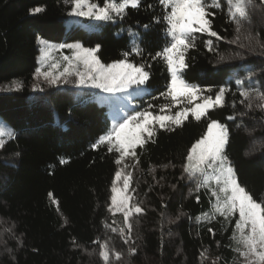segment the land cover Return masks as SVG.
<instances>
[{"label":"trees","instance_id":"trees-1","mask_svg":"<svg viewBox=\"0 0 264 264\" xmlns=\"http://www.w3.org/2000/svg\"><path fill=\"white\" fill-rule=\"evenodd\" d=\"M218 2L209 18L221 39L196 33L183 77L204 96L224 88V106L199 121L189 114L181 126L155 127L136 157L125 158L133 202L144 209L131 218L129 239L126 228L120 234L123 216L108 210L119 153L106 143L93 145L111 130L117 107L160 114L169 105L166 114L174 115L189 106L161 95L171 79L156 56L170 43L165 9L159 0H140L123 16L97 21L69 15L70 0H0V129L14 132L0 147V264H104L105 242L109 264H236L237 215L215 213L214 183L204 186L202 177L183 169L191 145L216 120L229 131L225 152L238 182L264 202V109L258 106L264 103V4L251 0L247 17L233 21L227 0ZM36 7L44 11L30 14ZM38 38L100 45L104 64L131 53L129 61L145 65L150 77L126 98L80 84L75 75L55 84L35 80ZM134 44L142 55L132 51ZM13 81L22 87L12 90Z\"/></svg>","mask_w":264,"mask_h":264},{"label":"snow or ice","instance_id":"snow-or-ice-1","mask_svg":"<svg viewBox=\"0 0 264 264\" xmlns=\"http://www.w3.org/2000/svg\"><path fill=\"white\" fill-rule=\"evenodd\" d=\"M71 11L69 15L78 17H89L97 21L111 20L113 14L123 16L128 8H138L140 0H104L103 5L93 2V0H70ZM165 9L164 20L167 23V35L170 43L162 52L156 54L162 57L170 73V83L166 93L162 96L169 97L173 105L187 102L186 107L176 111L174 115L166 114L169 105L160 108V114H153L151 111L136 112L113 126L104 136L100 137L97 144H108V151L115 150L119 153L116 164L124 163L127 157H136L137 147H143L148 139L155 135V126L160 129H168L170 126H181L189 117V114L197 121L208 115L209 111L223 107L225 100V89L220 88L215 96H204L202 90L187 82L183 77V72L187 68L186 51L194 47L196 33H207L211 37L218 36L212 29V22L209 18L214 13L209 12L210 7H220L218 0H213L211 4L208 0H159ZM264 4V0H260ZM251 0H227L229 17L233 21H240L247 17L248 6ZM44 11L41 7L30 9V14L35 15ZM148 26H145L147 29ZM38 43L45 45L46 42L38 38ZM211 50V42H207ZM60 48L74 50L71 57H63L66 61L63 71L54 74L52 69H58V64H52L49 71L41 72L37 69V74L42 76L50 84H55L61 77L75 75L77 82L84 84L91 82L93 87L100 88L105 92H125L132 86H144L150 77V73L143 64H136L129 61L131 53H124V59L104 64L98 58L100 45L96 47H84L80 43L62 44ZM132 51L136 55H142V50L133 45ZM45 54V58H46ZM156 59V57H153ZM81 68L83 70H81ZM239 85L241 81L237 80ZM22 85L13 81L12 90H18ZM240 96L245 100H250L249 91L242 90ZM264 101V94L259 96ZM264 109V103L258 105ZM151 107V105L149 106ZM251 107V103H249ZM231 119V117H229ZM14 132L10 129H0V147H3L5 136L11 137ZM229 140L227 127L216 120H211L207 125L204 135L193 143L188 150L186 162L183 165L184 172L190 176H201L204 186L215 183L216 188L211 195L215 198L214 212L222 216H229L238 212L239 219L236 222L232 239L242 245L244 250L237 247L235 251L241 257L248 259L254 257L259 264H264V202H257L253 195L238 182L235 170L225 152V146ZM63 162V161H62ZM127 167V165H125ZM122 180V187L119 182ZM132 173L122 174V170H117L115 179L112 181L111 204L109 212L113 215L117 213L123 215L124 228L120 229V234L131 238L132 223L134 215L142 214L144 209L139 203H134V196L131 194ZM207 215V214H206ZM116 231V229H112ZM211 232L212 229H209ZM127 243V239L125 240ZM132 249V254H135ZM117 260L120 253H113ZM99 255L104 264H109L110 253L107 242L100 244ZM248 264H253L251 260Z\"/></svg>","mask_w":264,"mask_h":264},{"label":"rangeland","instance_id":"rangeland-1","mask_svg":"<svg viewBox=\"0 0 264 264\" xmlns=\"http://www.w3.org/2000/svg\"><path fill=\"white\" fill-rule=\"evenodd\" d=\"M70 11H71V9H70ZM42 40H44L46 42V44L45 45H41L40 44V53H39L40 66H39V69H40L41 72H46V71H49L50 66L52 64H58L60 66L58 69H52V71H53L54 74H58L60 71H63V67L66 64V61H64L63 57H65V56L71 57L73 55V51L74 50L69 49L67 47L60 48L59 46L62 45V43L48 42L45 39H42ZM70 44H76V43H70ZM45 54H47L46 55V58H45ZM81 70H83V69L81 68ZM62 78H64V77H61L60 79H62ZM41 79H44V78L42 76H39L37 74V72H36V74H35V80H41ZM86 83L88 85H92L90 81L89 82H86ZM86 83H84V84H86ZM142 87L143 86H140V87L132 86L131 88H129L125 92H105V91H103L100 88H99V90L101 92L107 93L109 96L115 95V97H118L119 96V97H122V98H126L131 92L138 91L139 89H142ZM111 99H114V98L111 97ZM135 113L136 112L127 111V110L123 109L122 107H117L114 111H112V128H113L114 125H116V124H118L120 122H123V120L125 118H127L129 115H134ZM157 126L158 125H156L155 127H157ZM206 131H207V128H206L205 132ZM123 165H125V164L122 163L121 164V167L119 168V170H122V174H127L128 172H126V170L124 169V167H122ZM114 179H115V177H114ZM119 186L122 187V180L119 182ZM215 188H216V185L214 183V189ZM111 195H112V192H111ZM215 202L216 201H215V198H214V205H215ZM110 204H111V199H110ZM235 214L237 215V220H238L239 219L238 212L235 213ZM237 247H240L241 250H244L243 247H242V245H238L237 244ZM249 260H251L253 262V264H259V262H257L254 257H249L248 259H245L244 257H241L238 252H236V264H248V261Z\"/></svg>","mask_w":264,"mask_h":264}]
</instances>
